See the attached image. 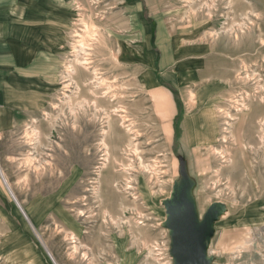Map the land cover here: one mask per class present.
<instances>
[{
    "label": "rangeland",
    "instance_id": "obj_1",
    "mask_svg": "<svg viewBox=\"0 0 264 264\" xmlns=\"http://www.w3.org/2000/svg\"><path fill=\"white\" fill-rule=\"evenodd\" d=\"M261 118L264 0H0V264H173L183 175L264 264Z\"/></svg>",
    "mask_w": 264,
    "mask_h": 264
},
{
    "label": "water",
    "instance_id": "obj_2",
    "mask_svg": "<svg viewBox=\"0 0 264 264\" xmlns=\"http://www.w3.org/2000/svg\"><path fill=\"white\" fill-rule=\"evenodd\" d=\"M191 183L186 175L173 186L170 199L163 202L164 229L169 232V255L173 264H211L208 244L214 235V224L224 211V205H210L199 220L189 191Z\"/></svg>",
    "mask_w": 264,
    "mask_h": 264
},
{
    "label": "bare ground",
    "instance_id": "obj_3",
    "mask_svg": "<svg viewBox=\"0 0 264 264\" xmlns=\"http://www.w3.org/2000/svg\"><path fill=\"white\" fill-rule=\"evenodd\" d=\"M227 119H228V117H227ZM260 124H261V127H262V129H261V131H264V118H261L260 119ZM126 125V124H125ZM127 131H130V129H128ZM135 133V132H134ZM263 141V140H262ZM131 147V146H130ZM106 151V150H105ZM132 153V152H131ZM120 154V153H119ZM106 156V155H105ZM233 162V161H232ZM131 177V176H130ZM135 188V187H134ZM132 195V194H131ZM122 207V206H121ZM126 209V208H125ZM120 211V210H119Z\"/></svg>",
    "mask_w": 264,
    "mask_h": 264
}]
</instances>
